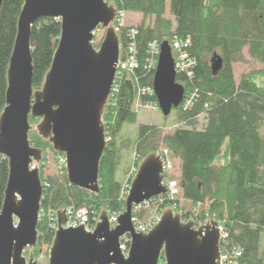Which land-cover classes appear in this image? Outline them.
<instances>
[{
  "label": "trees",
  "instance_id": "obj_1",
  "mask_svg": "<svg viewBox=\"0 0 264 264\" xmlns=\"http://www.w3.org/2000/svg\"><path fill=\"white\" fill-rule=\"evenodd\" d=\"M107 1L119 11L141 13L143 19L135 26L137 65L118 73L116 91L104 108L107 147L99 163V191L91 192L70 185L66 179L48 178L47 189L42 193L41 210L67 205L86 207L89 222H93L92 217H98L103 208L108 214H119L124 209L122 184L125 181H122L123 175H118L123 143L120 134L125 125L137 121L133 109L137 90L145 86L153 88L157 64L149 70L148 45L156 41L160 48L163 40L169 44L173 39L188 40L183 50L195 60V64L191 75L176 71V81L184 87L181 103L171 110L177 125L171 131L163 132L160 125L138 123L130 150L142 159L150 151L167 149L172 160L178 161L179 175L176 177L179 197L184 202L181 206L177 201V207L182 220L192 217L195 221H204L207 216L222 220L227 245L242 248L240 261L264 264L261 243L264 237V134L261 132L264 85L257 82L264 75V0H169L168 15L167 0ZM22 3L23 0H3L1 6L0 112L5 106L6 69ZM132 27L124 24L116 30L122 60L127 57L133 41L130 38ZM59 34L60 21L56 18L40 17L32 25L34 89L42 84ZM245 47L260 68L245 71L235 79L233 63L241 60ZM215 53L221 56L222 65L214 73L211 57ZM139 98L142 103L157 102L154 94L139 93ZM38 119L29 115L31 123ZM28 136L30 144L40 148L42 153H54L52 145L35 130L29 131ZM123 169L127 170L126 167ZM7 178L8 160L0 155V208ZM40 179L43 180L41 168ZM154 204L165 208L171 201L160 195L152 199L151 205ZM141 210L139 217L147 211L146 208ZM52 226L44 213L37 224L38 239L33 255L38 256L42 245L51 244L55 231ZM158 264H165L163 254Z\"/></svg>",
  "mask_w": 264,
  "mask_h": 264
},
{
  "label": "water",
  "instance_id": "obj_2",
  "mask_svg": "<svg viewBox=\"0 0 264 264\" xmlns=\"http://www.w3.org/2000/svg\"><path fill=\"white\" fill-rule=\"evenodd\" d=\"M116 11L105 0H23L6 69L5 106L0 112V155L8 160L0 208V264H39L33 247L43 193L38 167L42 150L30 144L29 131L35 130L55 153L65 155L70 185L99 191V163L107 147L103 113L120 53L112 24ZM40 17L58 19L60 34L42 84L34 89L30 36ZM98 27L105 33L95 47L92 40ZM221 65L222 58L215 53L212 71ZM152 84L159 109L167 116L184 95L167 40L160 43ZM29 115L39 117L38 121L31 124ZM162 171V161L154 151L142 158L115 225H110L103 208L92 230L82 222L64 226L66 208H58L47 264H158L161 254L165 264H220V228L211 217L195 228L193 220H182L178 211L167 206L150 230H134L133 206L166 193ZM125 234L131 237L127 254L120 249Z\"/></svg>",
  "mask_w": 264,
  "mask_h": 264
},
{
  "label": "built area",
  "instance_id": "obj_3",
  "mask_svg": "<svg viewBox=\"0 0 264 264\" xmlns=\"http://www.w3.org/2000/svg\"><path fill=\"white\" fill-rule=\"evenodd\" d=\"M107 1V0H105ZM108 2V1H107ZM109 3V2H108ZM116 14V18L113 22L114 28L117 30L120 26L124 25L122 22V15L124 14V11H119L117 10ZM137 31L135 28H131L130 29V38L133 40L131 42V44L128 47V52H127V57L122 60V59H118L117 63H116V73H115V77H114V81H113V85L109 94V98L111 94L114 93V91H116L115 88V81H116V77L118 75V73H120L122 70H131L133 69L136 65V59H135V35H136ZM188 43V40L186 41H180L178 39H173L172 43L170 44L171 47V51H172V55L174 56V65H175V69L177 70H182L184 72H186L188 75H191V69L192 66H194L195 64V60L193 58H189L187 53L183 50V47H185ZM149 53L150 56L147 59V65L150 69H153L158 61V57L157 55L159 54V46L158 43L156 41H152L149 43ZM174 52V53H173ZM139 93L144 94L147 93L148 95H152L154 94L153 88L151 86H145L142 87L140 89L137 90V96L134 100V108L138 109L141 107H156L157 108V102H152V101H145L144 103H142V101L139 98ZM105 139H107L105 137ZM161 159L162 161V166H163V179L162 182L163 184L167 186V190L166 193L160 194V195H165L170 201L171 204L169 206H171L174 210H178L177 207V201H181L180 197H179V185H178V178L176 177V175H173L174 173L172 172V163L171 160L172 158L169 155V152L167 149L161 148L159 149L157 152H155ZM51 157L55 159L56 163H57V167L59 168V172L62 174L64 172H66V157L64 154L61 153H51ZM171 159V160H170ZM138 169V164L136 166L133 165L130 169H129V173H128V177L126 179V181L124 182V185L122 186V194L123 195H127L128 191H129V186H130V181L131 178L135 175L136 171ZM129 181V182H128ZM48 185V182H46V186ZM158 195V196H160ZM43 198V195H42ZM154 198V197H153ZM149 199L147 201H144L138 205L133 206V210H132V217H131V221L134 227V230L136 232H146L148 230H150L154 224L160 219V215H161V211L163 210V207L159 206L158 204H154L151 206V201L152 199ZM65 209V213H66V217L67 220L64 223V226H78L80 225V223L82 222L84 224V227L86 229L92 230L95 226V223L97 222V218L98 217H92L93 222H95L93 224V222H89V211L86 207H76L74 205H67L64 206ZM152 207V208H151ZM142 208H146L147 212L145 214H142L139 217V212L142 211ZM41 210V208H40ZM42 211V210H41ZM56 211L57 209H53V208H47L45 211H42V215L44 213H46L45 215L48 217L49 221H51V224L53 225L52 227H54V229H56L57 227V215H56ZM181 213V211H179ZM118 213H112L109 214V221L111 223V225H115L117 222V217ZM211 218L213 220H215L217 222V227L220 228V243H219V249H220V264H245L243 262L240 261V257L242 256V248L238 245L236 246H232L229 247L227 245L226 242V238H227V232L225 229V225L223 223L222 220L216 219L214 216H211ZM189 219H193L194 218H189ZM209 220V217L207 216V218L204 220L205 222H207ZM195 221V220H194ZM204 221H195V226H199L202 225V223ZM123 239V242H120V249L123 250L125 253H127L129 245H127V243H130V235L129 234H125L123 235L120 240Z\"/></svg>",
  "mask_w": 264,
  "mask_h": 264
},
{
  "label": "rangeland",
  "instance_id": "obj_4",
  "mask_svg": "<svg viewBox=\"0 0 264 264\" xmlns=\"http://www.w3.org/2000/svg\"><path fill=\"white\" fill-rule=\"evenodd\" d=\"M116 14H118L117 11H116ZM122 17H123L122 22H124L123 24L131 25V26H133L132 28H135V26L141 22L139 19V16L133 15V14H131V12H128V13L124 12ZM115 18H116V15H115ZM104 33H105V29L102 27H98L95 30L94 37L92 40L93 45L95 47L99 46V44L103 38ZM173 59H174V56H173ZM252 68H260V64L248 55L247 48L245 47L243 52H242L241 60H238V61L233 63V70H234L235 79H238V77L240 76L241 73L248 71ZM257 82L260 85H264V75L259 77L257 79ZM133 109L135 110V112L137 114L136 123H131V124L125 125L121 134H120V138L122 139L123 143H122V151H121L122 156H121V161H120V165H119L118 175H120V174L123 175L122 181H126V179L128 177L127 173H129V172L126 173L125 171H128L136 163L139 165L140 161L142 160V159L137 157V155H136L137 153L130 150V146H131L130 143H132V140H133L134 136L136 135L137 124L140 122L157 124V125L162 126L163 132H169L177 125L175 122L174 112L169 113L168 116L165 117L162 114L161 110L156 108V107H154V108L150 107L149 108V107L144 106V107H141L138 109H136V108H133ZM36 122L37 121L32 122L31 124H35ZM261 132L264 134V122L262 123V126H261ZM51 156L52 155H51V153H49V151H44L42 153V159L38 162L39 173H40V168H41L42 174H43V180L41 181L42 192L44 189H47L48 185L46 186V182H48V178L49 179H58L60 181H62L63 179H66V172H65V175L63 173L61 174L59 172V168L57 167V163H56L55 159L52 158ZM171 162H173L172 163V169H171L172 172L174 173L173 175H176V174L179 175V173H178V171H179L178 161L174 159V160H171ZM124 167H126L127 170L124 171V169H123ZM132 178H131V180H132ZM162 184H163V182H162ZM122 185H124V182ZM183 202L180 201L181 206H183ZM174 211H177V210H174ZM195 211H198V210L195 209ZM39 215H40V217L42 216L41 210H40ZM191 220H193V219H191ZM109 223H110V221H109ZM194 223H195V221H194ZM110 225H111V223H110ZM196 227L197 226H195V228ZM261 241H263L261 243L264 246V237H263V239H261ZM49 246L42 245L41 251L38 254V256L34 255V258L38 261L39 264H47L48 254L46 252H48ZM28 254H29L28 251L24 252V256H26V258H28ZM125 254H127V253H125Z\"/></svg>",
  "mask_w": 264,
  "mask_h": 264
},
{
  "label": "crops",
  "instance_id": "obj_5",
  "mask_svg": "<svg viewBox=\"0 0 264 264\" xmlns=\"http://www.w3.org/2000/svg\"><path fill=\"white\" fill-rule=\"evenodd\" d=\"M168 1L169 0H167L166 1V15H168L169 13H168ZM128 13V12H127ZM131 14H133V15H138L139 16V19H140V21H142V19H143V16H142V14L141 13H137V12H131ZM147 21V20H146Z\"/></svg>",
  "mask_w": 264,
  "mask_h": 264
},
{
  "label": "bare ground",
  "instance_id": "obj_6",
  "mask_svg": "<svg viewBox=\"0 0 264 264\" xmlns=\"http://www.w3.org/2000/svg\"><path fill=\"white\" fill-rule=\"evenodd\" d=\"M115 20V19H114ZM94 33H95V31H94ZM116 70H117V68H116Z\"/></svg>",
  "mask_w": 264,
  "mask_h": 264
}]
</instances>
